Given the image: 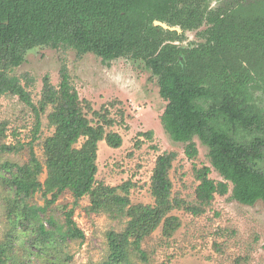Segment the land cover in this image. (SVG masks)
Wrapping results in <instances>:
<instances>
[{"label":"trees","instance_id":"1","mask_svg":"<svg viewBox=\"0 0 264 264\" xmlns=\"http://www.w3.org/2000/svg\"><path fill=\"white\" fill-rule=\"evenodd\" d=\"M185 2L0 0V97H16L30 108L36 120L33 139L40 130V116L49 108L47 120L54 128L53 135L43 143L47 169L44 184L37 180L42 166L33 155L29 164L12 167L15 170L5 180L21 197V208L16 216L21 218L22 224L34 227L36 240H55L53 238L58 235L64 243L66 240L83 241V233L71 220L72 211L66 214L63 231L52 225L46 228L43 216L66 189L71 191L75 202L91 195L94 211L111 201L116 213L130 218L122 232L107 235L108 253L101 264H131L130 246L135 245V250L143 255L139 249L141 239L162 220L166 235L173 227L177 228L179 220L166 215L181 207L175 206L177 202L170 199L169 172L176 159L174 152L163 153L156 159L151 177L154 207L138 206L125 211L129 205L126 185L117 188L123 196L116 195V189H94L98 143L104 141L108 147L118 149L121 137L115 133L105 134L104 128L112 127L113 121L103 118L101 123L92 126L87 120L85 110L97 118L100 115L92 112L87 102L82 106L83 101L71 85L65 65L59 70L58 86L51 84L49 76H44L40 102L38 105L32 102L28 89L34 85L33 78L28 74L11 76V72L21 66L29 51L36 48L74 51L78 59L92 54L103 63L121 58L144 62L157 78L159 96L166 103L160 117L163 130L173 142L185 144L184 155L188 160H194L198 155L194 142L198 139L208 150L211 167L223 179V182L211 180L209 168L196 170L199 182L195 191L196 204L185 207L188 213L193 216L205 213L215 196L227 195L229 184L235 202L244 206L264 202V168L259 165L263 160L264 141L256 138L247 143L237 142L230 135L236 128L248 133H264L263 118L251 114L242 99L239 74L242 62L236 60L245 51V46L252 54L264 49V18L241 20L229 16L226 8H219L207 16L206 23L210 25L207 43L189 51H179L174 45L145 35V27L154 22L179 21L184 29L199 26L202 15L191 8H180ZM234 41L240 43L235 47ZM181 54L182 59H179ZM211 98L214 102L207 109L196 104ZM217 112L231 128L226 126L224 130L214 126L212 120ZM145 135L150 138L151 134ZM80 138L85 139L84 143L75 149L73 146ZM13 150V147H0L1 153ZM38 192L43 199L42 206L24 204V200ZM47 223L50 225L51 221ZM3 246L0 256L14 264V257L7 259L6 256L9 247Z\"/></svg>","mask_w":264,"mask_h":264},{"label":"rangeland","instance_id":"2","mask_svg":"<svg viewBox=\"0 0 264 264\" xmlns=\"http://www.w3.org/2000/svg\"><path fill=\"white\" fill-rule=\"evenodd\" d=\"M185 7L202 15L199 26L184 29L179 21L159 22L165 27L152 23L145 27V35L174 45L179 51H189L206 43L210 27L206 23L207 16L219 8H226L229 16L241 20L264 18V0H186L180 8ZM234 42L235 47L240 43ZM249 49L245 46V51L236 55V60L242 62L239 67L240 92L250 113L264 120V50L252 54ZM179 57L182 59V54ZM62 65L68 69L70 83L83 101L82 106L87 102L92 112L100 115L97 118L87 110L83 111L91 125L96 126L103 118L113 121L112 127L104 128L105 134L115 133L121 137L118 149L108 147L104 141L98 143L95 190L98 187L116 189L115 194L123 196L117 188L126 185L129 205L125 211L138 206L154 207L151 177L156 159L163 153H176L169 172L170 199L177 202L175 206L181 207L166 217L177 218L179 226L166 235L162 220L141 239L139 249L143 255L135 250V245L130 246L131 264H264V202L259 201L253 206L235 202L229 184L227 195L215 196L205 213L193 216L185 210L186 206L196 204L195 191L199 185L196 170L209 168L211 180L223 182V179L211 167L208 150L198 139H194L198 155L194 160H188L184 155L185 144L173 142L163 130L160 117L166 103L159 96L157 78L143 61L121 58L103 63L92 54L78 59L74 51L42 47L29 51L21 66L12 70L11 76L28 74L33 78L34 85L28 91L32 102L38 105L43 77L49 76L51 84L58 86ZM216 99L218 103V94ZM213 102L211 98L196 104L207 109ZM50 111L49 108L40 116V130L33 139L36 120L30 108L16 97H0V147L14 148L9 153L0 152V248L5 247L3 245L9 247L6 256L7 259L14 257V264H101L108 253L107 235L122 232L130 219L116 213L111 201L94 211L91 195L75 202L71 191L66 189L47 209L44 224L46 228L52 225L58 231L65 230L66 214L72 211L71 220L83 233V241L66 240L64 243L58 235L53 238L55 240H36L34 227L22 224L21 218L16 216L21 208V197L5 180L15 170L12 167L29 164L33 155L42 166L37 180L44 184L47 169L43 143L54 133L47 120ZM212 121L219 129L225 130L229 126L218 112ZM147 133L151 134L150 138L145 137ZM230 135L237 142L247 143L256 138L264 141V133H248L238 128ZM84 140L80 138L73 147L79 149ZM259 165L264 168V155ZM24 204L42 206L41 193L30 196ZM5 259L0 256V264H11L10 259Z\"/></svg>","mask_w":264,"mask_h":264},{"label":"water","instance_id":"3","mask_svg":"<svg viewBox=\"0 0 264 264\" xmlns=\"http://www.w3.org/2000/svg\"><path fill=\"white\" fill-rule=\"evenodd\" d=\"M156 25H160L162 27H165V25L160 24L159 22H155Z\"/></svg>","mask_w":264,"mask_h":264},{"label":"flooded vegetation","instance_id":"4","mask_svg":"<svg viewBox=\"0 0 264 264\" xmlns=\"http://www.w3.org/2000/svg\"><path fill=\"white\" fill-rule=\"evenodd\" d=\"M154 23H155V22H154ZM208 38H209V36H208ZM208 38H207V40H208ZM206 43H207V41H206ZM206 43H205V44H206ZM205 44H204V45H205ZM200 47H201V46H199V47H197V48H200ZM192 49H193V48H192ZM263 50H264V49H263ZM179 58H181V57H179Z\"/></svg>","mask_w":264,"mask_h":264}]
</instances>
